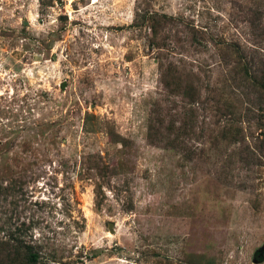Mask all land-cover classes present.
I'll list each match as a JSON object with an SVG mask.
<instances>
[{"label": "rangeland", "instance_id": "obj_1", "mask_svg": "<svg viewBox=\"0 0 264 264\" xmlns=\"http://www.w3.org/2000/svg\"><path fill=\"white\" fill-rule=\"evenodd\" d=\"M0 264H264V0H0Z\"/></svg>", "mask_w": 264, "mask_h": 264}, {"label": "bare ground", "instance_id": "obj_2", "mask_svg": "<svg viewBox=\"0 0 264 264\" xmlns=\"http://www.w3.org/2000/svg\"><path fill=\"white\" fill-rule=\"evenodd\" d=\"M98 2V0H93V3H97Z\"/></svg>", "mask_w": 264, "mask_h": 264}]
</instances>
